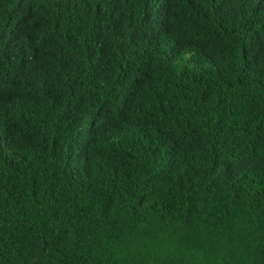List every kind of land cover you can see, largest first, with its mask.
Instances as JSON below:
<instances>
[{"label":"trees","instance_id":"1","mask_svg":"<svg viewBox=\"0 0 264 264\" xmlns=\"http://www.w3.org/2000/svg\"><path fill=\"white\" fill-rule=\"evenodd\" d=\"M0 264H264V0H0Z\"/></svg>","mask_w":264,"mask_h":264}]
</instances>
